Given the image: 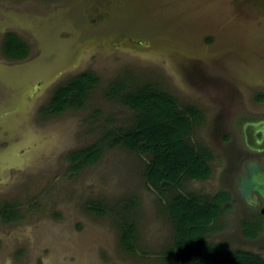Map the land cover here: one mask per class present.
I'll list each match as a JSON object with an SVG mask.
<instances>
[{
	"label": "rangeland",
	"instance_id": "obj_1",
	"mask_svg": "<svg viewBox=\"0 0 264 264\" xmlns=\"http://www.w3.org/2000/svg\"><path fill=\"white\" fill-rule=\"evenodd\" d=\"M8 31L29 44L25 59L2 56ZM83 71L98 81L81 105L40 111ZM143 84L203 115L189 140L212 154V176L176 190L207 200L229 189L237 199L229 166L243 145L241 120L264 111V0H0V264H170L174 190L146 181L149 156L105 139L135 124L122 95ZM94 144L97 160L76 168L75 151ZM129 199L134 252L118 243L116 212L126 217ZM88 200L113 210L97 216ZM236 201L206 240L264 257V231L243 236Z\"/></svg>",
	"mask_w": 264,
	"mask_h": 264
},
{
	"label": "trees",
	"instance_id": "obj_2",
	"mask_svg": "<svg viewBox=\"0 0 264 264\" xmlns=\"http://www.w3.org/2000/svg\"><path fill=\"white\" fill-rule=\"evenodd\" d=\"M29 45L17 34H6L1 45V53L8 59L24 58ZM98 81L90 71H83L59 83L53 89L48 102L40 111L46 114H60L63 111L81 105L90 89ZM116 89H112L115 93ZM263 99V95L259 96ZM122 101L136 115L135 124L128 129L108 131L105 139L108 144L123 146L131 151L149 156L145 165L144 177L155 189L168 193L166 209L174 227V239L166 260L170 264H264V257L247 249L226 251L221 244L209 242L206 235L224 212L223 204L228 197L218 192L203 200L194 193L183 194L178 186L184 179L206 180L211 175L209 162L213 159L210 151L203 146H195L189 140L195 124L202 122L201 110L188 106L181 111L173 97L159 92L150 84H143L122 95ZM101 147L90 145L75 151V167L92 163L99 157ZM88 211L97 216L104 215L113 207L100 200H88ZM134 207L132 199L122 208L126 217L116 212L120 219L118 243L121 249L134 252L135 224L130 221L128 210ZM226 208H229L227 205ZM245 226L248 237L255 235Z\"/></svg>",
	"mask_w": 264,
	"mask_h": 264
},
{
	"label": "flooded vegetation",
	"instance_id": "obj_3",
	"mask_svg": "<svg viewBox=\"0 0 264 264\" xmlns=\"http://www.w3.org/2000/svg\"><path fill=\"white\" fill-rule=\"evenodd\" d=\"M10 32L15 33L18 35V37L22 38L18 33L14 32V31H8V32L4 33L2 41H1V45H2L3 41L5 40L6 34H8ZM29 54H30V46H29V52L24 58L12 59V60H23ZM2 56H3V54H2ZM3 57H5V56H3ZM5 58H7V57H5ZM227 98L231 99V100H229V102H231V103L238 100V97L234 96V95H228ZM261 103H264V101ZM260 120H264V111L259 113V114L253 115V116H248L245 119L241 120L242 122L240 124V132L242 134L243 145L241 147H239L236 152H234L235 161L232 162L229 166L230 172L232 174L234 173L235 176L239 174L237 176V191H236L237 199L235 198V194H234L233 190L222 189V190L218 191V192L225 193L226 196L228 197L226 204H223V207L225 208L223 214L226 211H228L229 209H231L232 205L236 204V202H237L236 200L240 201L238 203L237 207H240V210L242 212V217L239 219L238 223H239V226L241 228L243 236H245L248 239L249 238L250 239H252V238L257 239L259 236H261L262 232L264 231V202L257 192H252L251 196H250V201H247L239 192V180L242 176L246 175V173H247L246 166L248 163L254 162L258 166H262V163L264 161V149L256 151V150H251L250 148H248V146L246 145L245 135L243 132V125L246 122H256V121H260ZM250 134H251V132H249V135ZM256 136L261 137V133H259V132L256 133ZM229 140H230V138H229ZM211 161L209 162L210 167H211ZM211 176H212V170H211L210 177ZM209 178L206 180H209ZM218 192H216V193H218ZM215 194H213V195H215ZM227 205H229V208H226ZM245 226H250V228H251L250 230L254 231L255 235L253 237H248L245 235V233H244Z\"/></svg>",
	"mask_w": 264,
	"mask_h": 264
},
{
	"label": "water",
	"instance_id": "obj_4",
	"mask_svg": "<svg viewBox=\"0 0 264 264\" xmlns=\"http://www.w3.org/2000/svg\"><path fill=\"white\" fill-rule=\"evenodd\" d=\"M243 132L248 148L251 150L264 149V120L256 122H246L243 125ZM249 132L251 134L249 135ZM261 133V137H257L256 133ZM247 173L239 180V192L247 200L250 201L252 192H257L264 202V161L262 166L251 162L246 166Z\"/></svg>",
	"mask_w": 264,
	"mask_h": 264
}]
</instances>
